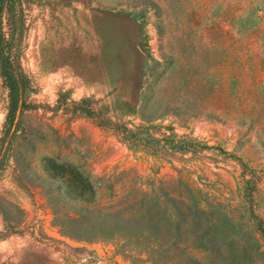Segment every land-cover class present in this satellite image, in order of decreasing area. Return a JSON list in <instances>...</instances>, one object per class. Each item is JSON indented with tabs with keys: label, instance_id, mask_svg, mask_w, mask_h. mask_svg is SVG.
Returning <instances> with one entry per match:
<instances>
[{
	"label": "rangeland",
	"instance_id": "374dc122",
	"mask_svg": "<svg viewBox=\"0 0 264 264\" xmlns=\"http://www.w3.org/2000/svg\"><path fill=\"white\" fill-rule=\"evenodd\" d=\"M0 264H264V0H0Z\"/></svg>",
	"mask_w": 264,
	"mask_h": 264
}]
</instances>
